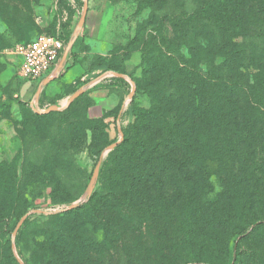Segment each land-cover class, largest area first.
Listing matches in <instances>:
<instances>
[{"label":"trees","instance_id":"trees-1","mask_svg":"<svg viewBox=\"0 0 264 264\" xmlns=\"http://www.w3.org/2000/svg\"><path fill=\"white\" fill-rule=\"evenodd\" d=\"M132 1L151 9L146 24L157 33L140 83L151 106L109 154L89 199L54 216L70 222L58 241L86 253L90 226L106 231L97 247H115L150 219L149 264H264V0Z\"/></svg>","mask_w":264,"mask_h":264},{"label":"rangeland","instance_id":"rangeland-1","mask_svg":"<svg viewBox=\"0 0 264 264\" xmlns=\"http://www.w3.org/2000/svg\"><path fill=\"white\" fill-rule=\"evenodd\" d=\"M52 1L0 0V264H16L15 258L21 264H135V259L149 264L156 256L153 238L158 233L150 219L105 249L97 244L106 231L88 226L83 233L87 231L95 245L80 253L58 241L70 222L54 216L89 199L100 185L109 154L151 106L140 87L145 44L157 35L146 24L151 9L137 10L132 0H86L71 64L50 87L25 98L19 74L22 58L14 47L56 31ZM67 2L71 27H62V32L75 30L84 13L85 0ZM165 28L167 38L174 41L171 26ZM116 70L125 76L112 74ZM56 90L60 94L53 95ZM111 93L118 102L93 116L91 108ZM47 101L56 109H50Z\"/></svg>","mask_w":264,"mask_h":264},{"label":"built area","instance_id":"built-area-1","mask_svg":"<svg viewBox=\"0 0 264 264\" xmlns=\"http://www.w3.org/2000/svg\"><path fill=\"white\" fill-rule=\"evenodd\" d=\"M69 5L77 10L74 1ZM51 12L52 19L56 18L57 22L54 34L43 32L32 41L19 42L14 47V53L22 58L19 69L21 80L36 84L39 90L67 70L72 62V46L78 37L76 29L72 30L69 40L63 37L61 28L71 16L66 8L61 7V0L52 1Z\"/></svg>","mask_w":264,"mask_h":264},{"label":"crops","instance_id":"crops-1","mask_svg":"<svg viewBox=\"0 0 264 264\" xmlns=\"http://www.w3.org/2000/svg\"><path fill=\"white\" fill-rule=\"evenodd\" d=\"M51 82H49L46 87H50ZM36 87H37V89H36ZM38 87L39 86H37L36 84H33L31 82H27V81H25V82L23 81L22 88H21L22 89L21 93H22L23 97L30 98L31 96H34V94L37 95ZM52 93H53V95L60 94L57 90L55 92H52ZM118 99L119 98H118L117 95H115L114 93H111L110 95H107L106 97H104L103 100L99 101L98 104L94 105L91 108L90 113L93 116L100 115V113L102 112V110H103V108L105 106H108V105L109 106H111V105L113 106V105H115L118 102ZM46 104L49 105V106L52 105L51 103H49V101H47Z\"/></svg>","mask_w":264,"mask_h":264},{"label":"water","instance_id":"water-1","mask_svg":"<svg viewBox=\"0 0 264 264\" xmlns=\"http://www.w3.org/2000/svg\"><path fill=\"white\" fill-rule=\"evenodd\" d=\"M86 10H87V2H86V0H85L84 13H83V16H82L80 22L78 23V25H77V27H76V31H78V32H79V30L81 29V27H82V25H83V23H84L85 16H86ZM77 34H78V33H77ZM112 74H114L115 76H120V77H123V76H124L123 74H121V73H119V72H112ZM133 89H134V88H133ZM40 91H41V90H39L38 93H39ZM80 92H82V91H80ZM74 97H75V95L72 96V97H70L69 100H68V102H71V101L74 99ZM50 109H56V105H51V106H50ZM117 143H118V142H116L114 145H116ZM100 162H101V161H100ZM99 165H100V163H99ZM99 165H98L97 168H96V173H98V171H99ZM78 204H79V202L75 203L73 206H76V205H78Z\"/></svg>","mask_w":264,"mask_h":264}]
</instances>
